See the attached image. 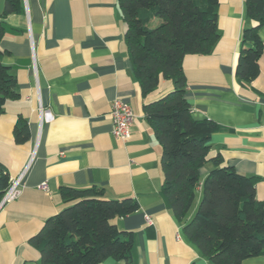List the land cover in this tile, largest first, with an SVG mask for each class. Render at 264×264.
Masks as SVG:
<instances>
[{
	"label": "crops",
	"instance_id": "obj_1",
	"mask_svg": "<svg viewBox=\"0 0 264 264\" xmlns=\"http://www.w3.org/2000/svg\"><path fill=\"white\" fill-rule=\"evenodd\" d=\"M5 4L0 0V49L19 88L0 115V162L11 182L29 167L20 195L0 208V264H42L30 238L66 205L64 186H97L105 198L138 201L136 212L113 219L120 229L134 231L132 264H213L183 231L202 187L190 214L176 216L162 193V146L144 113V104L171 91L173 82L162 79L142 95L118 0H22L21 13L2 16ZM248 23L246 0H220L214 50L185 55L183 68L192 115L222 128L212 133L210 154L257 177L256 195L264 201V51L260 73L249 85L236 77ZM259 35L264 43V25ZM118 97L135 116L126 142L112 133L110 111ZM19 120L29 125L22 143L14 134ZM211 168L206 163L200 169L202 182ZM100 264L127 262L109 257ZM242 264H264V255Z\"/></svg>",
	"mask_w": 264,
	"mask_h": 264
},
{
	"label": "trees",
	"instance_id": "obj_2",
	"mask_svg": "<svg viewBox=\"0 0 264 264\" xmlns=\"http://www.w3.org/2000/svg\"><path fill=\"white\" fill-rule=\"evenodd\" d=\"M127 25L124 39L142 95L156 90L162 79L173 89L144 104L146 120L162 146V193L180 219L192 211L201 185L202 197L184 234L213 264H242L264 255V201L256 195L258 178L241 174L211 155L212 133L222 129L208 118L192 115L186 98L183 60L187 54L211 53L219 38L220 0H118ZM22 12V0H6L2 16ZM248 25L243 28L236 77L249 85L260 73L264 43V0H246ZM2 31L0 30V36ZM0 49V115L18 96V82L3 62ZM14 134L19 143L29 138V125L19 120ZM211 163L204 181L200 169ZM11 184L0 162V202ZM66 204L46 219L30 238L42 264H100L112 257L133 263L134 231L120 229L113 219L139 209L132 197L108 199L101 187L61 189Z\"/></svg>",
	"mask_w": 264,
	"mask_h": 264
},
{
	"label": "built area",
	"instance_id": "obj_3",
	"mask_svg": "<svg viewBox=\"0 0 264 264\" xmlns=\"http://www.w3.org/2000/svg\"><path fill=\"white\" fill-rule=\"evenodd\" d=\"M40 111L41 113L44 111L42 104L40 105ZM110 117L113 125V135L116 138L122 139L124 142L128 141L131 136V126L135 117L130 104L122 98H115L112 103ZM28 167L29 165L24 169L19 177L11 182L8 190L0 202V208L20 195L21 190L19 185L21 184L22 178ZM44 187H47V184H44Z\"/></svg>",
	"mask_w": 264,
	"mask_h": 264
},
{
	"label": "rangeland",
	"instance_id": "obj_4",
	"mask_svg": "<svg viewBox=\"0 0 264 264\" xmlns=\"http://www.w3.org/2000/svg\"><path fill=\"white\" fill-rule=\"evenodd\" d=\"M209 166H211L212 164L211 163H207ZM197 201V200H196ZM195 206H196V202H195ZM196 209H197V207H196Z\"/></svg>",
	"mask_w": 264,
	"mask_h": 264
}]
</instances>
